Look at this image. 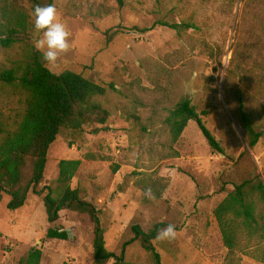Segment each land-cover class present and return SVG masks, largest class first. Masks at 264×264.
<instances>
[{
	"label": "rangeland",
	"instance_id": "374dc122",
	"mask_svg": "<svg viewBox=\"0 0 264 264\" xmlns=\"http://www.w3.org/2000/svg\"><path fill=\"white\" fill-rule=\"evenodd\" d=\"M18 4L25 0H14ZM70 32L69 48L53 74L70 71L106 89L98 102L110 117L98 134L74 147L60 134L50 146L37 190L58 176L61 160H80L70 182L98 210L105 249L125 264H152L131 227L147 232L163 224L152 242L162 264H224L227 250L213 217L214 208L235 185L264 184V133L254 148L238 117L237 98L257 131L264 130V0H53ZM26 11L30 14L29 8ZM182 21L196 29L176 33L157 25ZM33 23V19H31ZM9 49L0 47V71L12 68L34 46L31 31ZM188 98L224 154L212 152L190 121L171 145L163 124L168 111ZM25 93L0 82V133L11 130L25 107ZM146 126L140 134L136 120ZM134 124V128L133 125ZM222 155V156H221ZM117 171L114 172V169ZM30 193L22 208L0 202V264H18L32 248L40 264H85L93 239L86 215L62 211L46 219L43 196ZM174 225L175 238L160 233ZM49 229L69 232L48 239ZM235 251L238 264H262ZM108 264H113L111 260Z\"/></svg>",
	"mask_w": 264,
	"mask_h": 264
},
{
	"label": "trees",
	"instance_id": "16d2710c",
	"mask_svg": "<svg viewBox=\"0 0 264 264\" xmlns=\"http://www.w3.org/2000/svg\"><path fill=\"white\" fill-rule=\"evenodd\" d=\"M50 3L53 4V0H25L22 4L14 0H0V47L9 49L17 43H23L21 37L33 31L31 13L34 6H47ZM157 25L168 27L178 34L196 29L195 24L184 21L172 24L161 21ZM24 53L23 58L12 68L0 71L1 83L18 87L26 96L19 121L13 129L0 133V202L2 195L6 194L7 209L16 211L24 206L30 193L40 196L45 191L42 202L49 224L55 223L62 211L86 215L92 223L93 239L85 264H108L111 260L113 264H125L124 250L130 242L123 245L118 257L108 252L98 210L78 188H70V182L81 165L80 160L59 161L56 180L44 190H37L44 176L49 148L57 136L66 134L68 146L74 147L84 141L87 133L96 135L104 129L110 113L97 99L105 95L106 89L70 71L53 74L31 44H26ZM237 99L240 124L246 133L248 146L254 148L264 130L255 129L244 111L241 99ZM203 115L196 112L188 98H182L163 120L170 144L174 145L178 141L187 124L192 121L212 152L224 154L205 127ZM131 119L137 121L140 134H145L146 126L138 122L139 118L132 115ZM116 171L117 168L114 169ZM213 217L222 245L227 250L224 264H238L235 251L240 247V242L245 243V255L264 264V184L260 180H248L235 185L233 191L214 208ZM163 226L156 224L147 232L138 225L131 227V241L141 245L149 254L152 264H162L152 242ZM66 234L59 229H49L46 237L64 240ZM41 258V250L32 248L19 259L18 264H40Z\"/></svg>",
	"mask_w": 264,
	"mask_h": 264
},
{
	"label": "clouds",
	"instance_id": "9594fccd",
	"mask_svg": "<svg viewBox=\"0 0 264 264\" xmlns=\"http://www.w3.org/2000/svg\"><path fill=\"white\" fill-rule=\"evenodd\" d=\"M33 31L37 34L34 48L41 54L43 61L48 65H54L60 53L69 48L70 32L66 25L58 18V12L54 4L47 6L35 5L32 10ZM176 229L174 225L160 233L159 238H175Z\"/></svg>",
	"mask_w": 264,
	"mask_h": 264
},
{
	"label": "water",
	"instance_id": "95a60500",
	"mask_svg": "<svg viewBox=\"0 0 264 264\" xmlns=\"http://www.w3.org/2000/svg\"><path fill=\"white\" fill-rule=\"evenodd\" d=\"M221 156H222V155H221ZM66 233H67V236L69 237V232L67 231Z\"/></svg>",
	"mask_w": 264,
	"mask_h": 264
}]
</instances>
